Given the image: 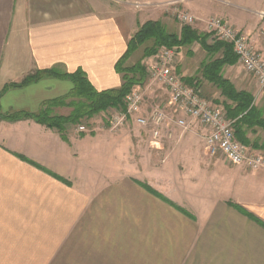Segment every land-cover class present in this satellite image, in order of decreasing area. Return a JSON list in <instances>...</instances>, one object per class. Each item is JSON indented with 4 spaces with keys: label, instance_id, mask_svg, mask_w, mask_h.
I'll return each instance as SVG.
<instances>
[{
    "label": "crops",
    "instance_id": "crops-1",
    "mask_svg": "<svg viewBox=\"0 0 264 264\" xmlns=\"http://www.w3.org/2000/svg\"><path fill=\"white\" fill-rule=\"evenodd\" d=\"M170 1L199 18L228 20L264 57V0H156L145 10L135 0H0V113L39 112L74 86L49 75L11 86L37 70H83L98 91L120 87L117 63L140 24L160 20L181 34L183 25L164 19ZM190 26L208 33L202 21ZM150 44L126 64L138 63ZM222 56L195 41L178 48L176 71L235 121L236 93H249L252 119L235 124V134L264 154V90L237 60L221 68L235 90L225 94L203 70ZM150 91L151 102L184 116L164 86ZM72 101L46 110L70 115ZM100 115L66 135L33 118L0 119V264H264V170L209 148L198 121L155 139L132 122L111 131Z\"/></svg>",
    "mask_w": 264,
    "mask_h": 264
},
{
    "label": "built area",
    "instance_id": "built-area-1",
    "mask_svg": "<svg viewBox=\"0 0 264 264\" xmlns=\"http://www.w3.org/2000/svg\"><path fill=\"white\" fill-rule=\"evenodd\" d=\"M174 15L183 25H194L202 21L212 40L220 39L231 43L238 61L246 72L256 76L261 89L264 90V57L248 33L219 16L199 18L179 7L174 8ZM262 35L264 39V30ZM177 55L176 48L162 47L154 56L145 59L144 65L148 74L146 83L131 89L125 97L123 109L110 107L106 110L109 114L106 121L109 129L116 132L132 122L149 128L155 139L160 138L163 131L171 138L173 125L181 127L184 132L189 129L190 124L198 121L209 130L205 136L209 148L220 150L232 164L244 165L251 170H264V154L252 151L237 139L236 121L227 116L222 106L215 105L201 95L199 90L187 84L177 73ZM159 84L169 93V105L176 112H183L184 116H177L159 105L143 113L147 90ZM77 127L79 131L88 130L86 124H79Z\"/></svg>",
    "mask_w": 264,
    "mask_h": 264
},
{
    "label": "trees",
    "instance_id": "trees-1",
    "mask_svg": "<svg viewBox=\"0 0 264 264\" xmlns=\"http://www.w3.org/2000/svg\"><path fill=\"white\" fill-rule=\"evenodd\" d=\"M209 35V33H199L192 29L190 25L186 24L183 25L181 34H177L169 31L166 25L160 20H148L139 25L138 31L128 42L127 51L117 63V70L123 77V83L120 87L98 91L91 84L83 70H77L72 73L58 72L53 69L37 70L28 74L21 82L12 83L11 86L26 85L48 75L69 79L74 85L71 91L67 95L55 101L45 102L43 105L48 108L52 103L62 104L66 100L72 99L74 112L67 116H54L46 110L47 108H43L39 112L21 110L6 114L0 113V119L16 121L24 118H33L47 126L58 129L62 135H66L68 128L72 125L83 123L110 107L123 109L125 97L131 89L136 85H144L147 81L148 74L144 65L145 60L143 59H146L150 55H155L162 47L180 48L195 41L201 43L209 52H223L222 57H218L213 62L205 64L203 70L207 74V77L211 78L223 89L225 94H229L232 98V96H235L233 85L227 79L223 78L220 71L225 64L236 63L238 56L234 52L233 45L229 42L213 40V42L209 43ZM148 41H152V44L144 49L142 59L135 65L128 66L126 63L131 55ZM211 70L214 74L213 76H208ZM236 94L241 97L237 113L242 114V116L236 120L235 124L251 121L253 116L252 111L254 110L251 95L247 92H238ZM23 159L30 161L26 157H23ZM165 200L169 201L166 198Z\"/></svg>",
    "mask_w": 264,
    "mask_h": 264
},
{
    "label": "rangeland",
    "instance_id": "rangeland-1",
    "mask_svg": "<svg viewBox=\"0 0 264 264\" xmlns=\"http://www.w3.org/2000/svg\"><path fill=\"white\" fill-rule=\"evenodd\" d=\"M135 1H137V2H139V3H141L142 5L141 6H137V8H140V9H146V8H148L149 6V3H151V2H153V1H156V0H135ZM235 1V0H234ZM236 2L237 3H241V2H243V0H236ZM263 4H264V1L262 2ZM163 5V7H166L167 9L169 8V9H171V11L169 12V13H167L168 14V16L166 17V18H164V19H168L169 21H171V22H173V23H175V24H180V25H183L182 23H180V21L176 18V16L174 15V8H176L177 6H178V3L177 2H172V1H170V2H166V3H164V4H162ZM177 5V6H176ZM181 7V6H180ZM179 7V8H180ZM182 8V7H181ZM264 8V7H263ZM262 8V9H263ZM182 10H184V11H186V12H189L187 9H186V7H184V9H182ZM190 13V12H189ZM211 16H218V15H211ZM219 17H221V16H219ZM175 24H169V29L170 30H172V29H174L175 28ZM235 26V25H234ZM236 27V26H235ZM237 28V27H236ZM246 33V32H245ZM261 34H262V32H261ZM216 40H220V39H216ZM176 49H178V48H176ZM140 53V50L135 54V55H138ZM177 60H178V55H177ZM177 63H178V61H177ZM177 66V65H176ZM244 69V68H243ZM245 70V69H244ZM246 71V70H245ZM66 84H71V82H67ZM72 85V84H71ZM260 85V84H259ZM150 90H152V89H150ZM150 90H147V92H146V95H145V103H144V108H143V113H147L149 110H150V108H152L153 106H156V105H159V104H157L156 102H160V101H156L155 103L156 104H154V102H151L152 101V99H150V97L148 98V95L147 94H150L151 93V91ZM156 90V89H155ZM155 92V91H154ZM153 92V93H154ZM161 89H159L158 91H157V94L158 95H156V96H158V97H156V99H161ZM168 92V91H167ZM160 94V95H159ZM148 98V99H147ZM163 98V97H162ZM146 99H147V102H149L148 104H151V103H153V106L152 107H150V108H147V106L148 105H146L147 103H146ZM159 106H161V105H159ZM108 112L105 110V111H103V112H101V115L99 116V118L101 119V121L102 122H104V120H106L107 121V118H108ZM163 136V135H162Z\"/></svg>",
    "mask_w": 264,
    "mask_h": 264
}]
</instances>
